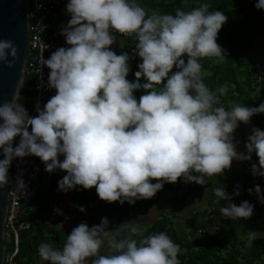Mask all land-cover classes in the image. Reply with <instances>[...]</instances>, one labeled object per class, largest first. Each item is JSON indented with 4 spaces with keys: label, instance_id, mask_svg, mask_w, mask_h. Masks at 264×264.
<instances>
[{
    "label": "clouds",
    "instance_id": "9594fccd",
    "mask_svg": "<svg viewBox=\"0 0 264 264\" xmlns=\"http://www.w3.org/2000/svg\"><path fill=\"white\" fill-rule=\"evenodd\" d=\"M255 7L264 9V0H257ZM66 10L71 18L61 35L68 47L57 48L47 58L43 50L37 69H50L47 86L56 94L43 108L37 105L35 117L17 102L16 90L10 101L0 103V189L9 184L11 161L28 155L39 157L47 172L66 171L58 181L59 191L95 186L109 203L151 198L164 183L180 177L185 183L206 184L234 159L250 161L254 152L259 166L251 165L252 174L264 177V130L253 127L246 152H238L239 141L233 139L240 122L247 124L254 114L264 113V102L226 108L220 96L228 85L214 92L204 81L202 58L217 63L227 59L217 43L228 20L222 11L201 3L190 10L177 8L175 14L149 12L138 0H68ZM115 32L135 36L133 52L142 58L135 80L127 79L129 53L110 48ZM17 59L16 44L0 39V63L12 68ZM139 89L145 91L137 99L134 91ZM11 189L21 198L27 184L17 177ZM213 191L228 201L220 207L223 216L236 220L253 215L254 205L232 202L225 186ZM255 192L264 203L259 184ZM233 195H239L238 186ZM134 221L113 229L107 217L93 226L81 222L62 247L41 242L38 255L50 264H181V247L166 232L145 235V227ZM257 238V231L247 230L245 247ZM14 256L8 257L9 264Z\"/></svg>",
    "mask_w": 264,
    "mask_h": 264
},
{
    "label": "trees",
    "instance_id": "16d2710c",
    "mask_svg": "<svg viewBox=\"0 0 264 264\" xmlns=\"http://www.w3.org/2000/svg\"><path fill=\"white\" fill-rule=\"evenodd\" d=\"M256 2L257 0H173L155 2L150 9V11L157 10L161 13L175 14L177 8L190 10L201 3H208L210 10L218 9L228 17L217 37V43L226 50L227 59L217 63L215 58H208L206 62L202 63L203 69L209 72L206 76V84L211 90L215 92L219 87L228 85L227 93L220 96V103L226 108L234 103L255 107L264 102V90L257 92L259 84L254 69L251 67L252 58L249 52L254 46L256 34L247 28V20L250 17L260 19V12L263 9H257L255 7ZM141 62L142 58L138 55L134 61L129 62L130 71L133 73L132 80L136 79L134 73L139 70L138 64ZM141 81L143 82V78ZM144 91V89L135 90L134 95L139 99ZM216 94L220 95L219 93ZM30 97L31 83L25 77L22 80L19 97L16 100L18 103H23L24 107L29 110L28 99ZM252 117L257 118L258 121H263L264 113L254 114ZM152 182L155 183L156 180L153 179ZM176 182L186 186V190L180 196L164 197V190L172 188ZM176 182L164 183L162 189L158 190L153 197L136 200L134 204H129L127 201L123 204L119 201L113 202L99 218H96L93 212L98 210L104 200L98 196L95 186L90 189L82 188L77 193L79 203L74 204L71 210L77 216L87 214L89 226L99 224L102 217H107L109 228H112L130 212H135L140 207L150 208L155 205L161 210L159 217L145 227L144 234L166 232L181 247L178 254L181 264H264V225L261 226L258 223L255 208L251 216V223L255 231L258 232V238L251 247H245L246 238H240L236 227L223 216L219 209L215 208L211 211L204 210L201 212L205 223L203 228L192 227L189 229L188 237H181L173 227L171 217L175 214L166 213L163 204L182 205L192 195L211 185L195 186L193 185L194 181L185 183L183 177L178 178ZM226 191L229 195L236 197L231 190L226 189ZM240 193L245 195L243 189L240 190ZM236 199L238 204L240 200L237 197ZM80 206H84L86 211L81 212ZM47 209V193H44L37 198V210L39 214H42ZM45 233L56 239L60 247L63 246L65 239L59 232L54 229H47L40 220L37 224L19 233V250L15 258L17 264H36L33 257L38 253L39 244L47 239Z\"/></svg>",
    "mask_w": 264,
    "mask_h": 264
},
{
    "label": "built area",
    "instance_id": "2783aa9c",
    "mask_svg": "<svg viewBox=\"0 0 264 264\" xmlns=\"http://www.w3.org/2000/svg\"><path fill=\"white\" fill-rule=\"evenodd\" d=\"M65 4L66 0H26L27 47L23 79L27 77L31 83L28 113L32 117L38 115L36 111L37 105L43 108L48 99L56 94L55 89L47 86L50 69L47 66H40L41 71L39 72H37V69L39 67L40 54L43 50V55L47 58L53 51L63 46L62 39L65 37L61 35V29L69 21ZM38 5H42V7H38ZM114 35L124 41V46L121 48L120 53L128 52L130 55L129 62L134 61L137 57L133 52L135 48L134 34L123 35L115 32ZM263 68L262 66L260 69L264 70ZM172 71H176V69L173 68ZM262 73L263 71L260 72V75ZM253 126H259L261 130H264V120L254 121L250 119L247 129ZM29 131H31V126H29ZM19 139L20 137L17 136L15 143H18ZM32 156L38 162L32 161ZM35 172L44 176V184L39 187V193H47L55 171L47 172L45 164L35 155L16 157L11 161L8 172L7 204L2 230L3 241L8 245L3 246L1 264H9L8 257L12 256L13 253H15V256L11 264H17L15 258L19 250V233L40 221L37 199L33 189V174ZM17 177H22L27 184V193L21 198L14 196L11 189L15 185Z\"/></svg>",
    "mask_w": 264,
    "mask_h": 264
},
{
    "label": "crops",
    "instance_id": "0c3cea01",
    "mask_svg": "<svg viewBox=\"0 0 264 264\" xmlns=\"http://www.w3.org/2000/svg\"><path fill=\"white\" fill-rule=\"evenodd\" d=\"M169 1H173V0H138V2L142 6H144L146 9L149 10V12H150V9H151V6L153 3H155V2H169ZM67 2H68V0H66V4H67ZM66 4H65V10H66ZM66 13H67L68 20H69L71 18V16L67 12V10H66ZM62 44L64 47H68V45L66 44L65 38L62 39ZM123 46H124V41L121 38L116 37L115 43L113 45H111L110 48L112 50H114L117 54H120L121 48ZM251 58H252V56H251ZM185 59H186V57H185ZM207 60H208L207 57L202 58L201 63H204ZM251 64H253L252 61H251ZM251 67H254V66L251 65ZM204 71L206 73V75L204 76V81L206 83V76L209 74V72L206 69H204ZM255 75H258V74L256 73ZM132 77H133V73L130 71L128 73L127 79H129L131 81ZM258 84H259V86H258L257 92L264 90V74H263V76L258 78ZM259 114H261V113H259ZM250 119H252L254 121H258L257 118L254 119V117H251ZM248 124L249 123L245 124L243 122H240L238 127L234 131V135H233L234 142L239 141V143L237 144V151L238 152H246L247 151L245 148V143L248 139V136L251 134L253 127H256V126H253V127H250L247 129ZM59 158L62 160L63 156H61ZM31 160L34 162H36V161L38 162V160L34 156H32ZM41 162L43 164H45L42 160H41ZM253 163H256L257 166H259L258 156L255 154V152L252 154V159L250 161L249 160L238 161V160L234 159L232 161L231 167L229 169H225L222 174H217L216 176L209 177L208 182L206 184H203V185H211L210 187L205 188V189L197 192L196 194L192 195L186 203H184L182 205H177L179 210H176L175 215H177L178 217L186 218V217H189L194 211H197V209H205V206L208 203L212 204L217 199H219L214 194V191H213V189L217 186L223 185V186H225V189L231 190V189H229L230 187H233V186L239 187V184H241L242 182L250 183V182H254V181L257 182V181L264 180V177L253 176L252 171H251V165ZM66 174L67 173L64 170L57 169L55 171V174L50 181L49 190L47 191L48 209L46 211H44L42 214L40 213L41 214L40 220L42 223H44L45 227L47 229H54L55 231L59 232V234L65 240H66V236L68 234H70L72 229L74 227H76L78 224H80L81 222H86L88 224V222H87V216L88 215L87 214H85L83 216H77V215L73 214V212L71 210V208L74 204L79 203L77 193L83 187L80 185H77L75 189L69 190L66 193L58 190V181L61 180L63 178V176ZM193 174H197V173H193ZM43 182H44V176L38 172H35L33 174V189H34L36 199L38 198L39 195H41L39 193V187L44 184ZM193 185L202 186L201 184H198L196 182H194ZM186 188H187L186 186H183L181 183L176 182V183H174L172 188L164 190L163 196L164 197H174V196L180 195L182 192H184L186 190ZM239 193H240V191H239ZM239 195H241V193ZM236 197L239 198L238 196H236ZM236 197H234V198H236ZM232 199H233V196H232ZM193 201H195V202H193ZM223 201H225V200H223ZM103 202H105V200ZM56 208H59L61 210V212L59 214L54 211V209H56ZM106 209L107 208H105V210ZM105 210H102V212H100L99 215L94 213V216L96 218H99ZM181 211H183L184 213ZM131 213L134 214V212H131ZM133 217H134L133 215H127V216H125V220L129 219V220L133 221L132 220ZM123 220H122V222L124 223L125 221H123ZM153 220H151V222ZM202 221H200L198 223L200 225L204 226L205 223H203ZM150 223H148L146 226H148ZM120 224H121V222H120ZM113 228H115V227L113 226L112 228H109V229H113ZM45 235L47 236V239L44 240L43 242H51L55 247H60L58 245L56 239L50 237L47 233H45ZM37 252H38V249H37ZM33 260L36 262V264H50V262L43 261L39 257L38 253L36 255H34Z\"/></svg>",
    "mask_w": 264,
    "mask_h": 264
},
{
    "label": "rangeland",
    "instance_id": "374dc122",
    "mask_svg": "<svg viewBox=\"0 0 264 264\" xmlns=\"http://www.w3.org/2000/svg\"><path fill=\"white\" fill-rule=\"evenodd\" d=\"M247 28L250 32L256 34V37H254V46L250 49L249 52L252 56V62H253V64L251 65L254 66L253 67L255 70L254 73L258 74L256 75V78L258 79L264 74L263 72L260 75V72L264 71L260 69L262 66H264V9L260 12V19L250 17L247 20ZM257 184H259L261 186L262 191H264V180L257 181V182L254 181L250 183L242 182L241 184H239V191L243 189L245 192V195L241 194V195H236V196H238L240 200L238 204L244 200H248L250 203L254 205V208L256 210V219L258 223L261 226H263L264 225V203L259 202L258 194L255 192V186ZM236 188H237L236 186H233V187H230L229 189H231L232 192H234ZM249 189H252L253 191L249 193L248 191ZM180 195H177V196H180ZM236 201L237 199L233 197L232 202L236 203ZM112 203L113 202L109 203L107 201L103 202L101 204L102 206L100 205L98 210L93 213L99 215L100 212H102V210H105V208H108L110 204ZM227 203L228 201L226 200L223 201V200H220L219 198L212 204L208 203L205 206V209H197V211H194L189 217L183 218V217H178L177 215H174V216L171 215L173 227L178 231L181 237L186 238L189 235V229H191L192 227H197V228L202 227L203 228V225H200L198 223L202 220H203L202 222L204 223V216L201 212H203L204 210L211 211L214 208L220 209L221 206H224ZM163 208L166 213H170V214H173V213L175 214L176 210H179L177 205H172L171 203H164ZM160 211H161L160 208L154 205V206H151L150 208L140 207L134 212V214L130 212L128 215H133L134 217L132 220L133 221L135 220L134 221L135 223H138L145 227L148 223L151 222V220L159 217ZM226 218L229 219L232 225L236 227L237 234L240 238H246L247 230H255L252 227L251 217L247 219L241 218V219H236V220H233L228 217ZM123 221L130 222L131 220L129 219L125 220L124 218ZM121 223L123 222L121 221ZM119 225L120 223L115 225L114 227H117ZM182 240L184 241V239Z\"/></svg>",
    "mask_w": 264,
    "mask_h": 264
},
{
    "label": "water",
    "instance_id": "95a60500",
    "mask_svg": "<svg viewBox=\"0 0 264 264\" xmlns=\"http://www.w3.org/2000/svg\"><path fill=\"white\" fill-rule=\"evenodd\" d=\"M0 39H11L18 48V59L12 68H7L3 63H0V103H2L5 100L10 101L15 90L18 95L23 80L27 47L26 0H0ZM0 123H2V119H0ZM2 159H4V154L0 149V160ZM7 187L8 185L0 189V264L3 246L8 245L4 243L2 237Z\"/></svg>",
    "mask_w": 264,
    "mask_h": 264
}]
</instances>
